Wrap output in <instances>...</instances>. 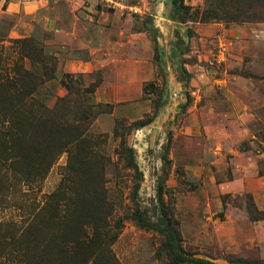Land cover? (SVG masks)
Returning a JSON list of instances; mask_svg holds the SVG:
<instances>
[{"label": "rangeland", "instance_id": "obj_1", "mask_svg": "<svg viewBox=\"0 0 264 264\" xmlns=\"http://www.w3.org/2000/svg\"><path fill=\"white\" fill-rule=\"evenodd\" d=\"M207 1L182 0L193 10ZM253 1L229 3L255 17L247 22L184 24L173 0H0V74L22 57L12 42L27 38L60 78H78L81 108L101 106L41 189L13 188L10 179L0 191V264H18L14 238L74 163L80 182L102 185L109 223L124 222L112 246L118 264H169L163 237L131 218L133 199L159 217L160 188L187 252L264 264V219H252L264 216V13ZM22 64L44 72L41 63ZM60 78L43 91L65 97Z\"/></svg>", "mask_w": 264, "mask_h": 264}, {"label": "trees", "instance_id": "obj_2", "mask_svg": "<svg viewBox=\"0 0 264 264\" xmlns=\"http://www.w3.org/2000/svg\"><path fill=\"white\" fill-rule=\"evenodd\" d=\"M209 1L203 10H193L182 0H173L180 22L184 24L189 21L247 22L255 18L240 8L230 9L229 3L233 0H221L223 3L218 2L217 5ZM253 4L263 8L264 13V0H254ZM180 38L179 46L182 48L183 40ZM12 43L18 46L22 57L16 61L14 69L6 75L0 74V191L10 179L14 183L13 188L26 185L41 189L59 157L63 153L73 154L75 144L85 138L86 131L81 133L82 128L88 125L92 114L101 106L93 104L81 108L75 98L82 95L78 78L71 74L60 78L51 66L53 63L46 61L45 56L31 46V40L16 39ZM2 60L0 57V63ZM23 60L41 63L43 74L26 69ZM183 70L185 76H190L185 68ZM58 77L68 91L65 97L56 98L49 91H43L47 82ZM88 90L87 93H92V89ZM151 120L141 124L147 125ZM130 167L138 171L134 163ZM66 169L58 190L35 206L32 221L14 238L10 255L17 259L18 264H61L72 255L79 258V264H87L91 260L94 264H118L112 246L117 242L123 220L119 219L115 225L109 223L112 213L105 210L108 202L101 193L102 185L96 188L80 182L85 178L81 177L75 163ZM157 193L160 212L157 219L148 217L137 199H133L135 210L131 218L143 230H152L163 237L162 250L169 258V264H217L197 258L185 250L178 223L164 200L163 189H158ZM260 215L262 217L252 219H264L263 214ZM56 227L58 230L52 232L51 228ZM69 251L71 253L67 254ZM6 252L3 250L0 257H4ZM230 264L263 263L235 259Z\"/></svg>", "mask_w": 264, "mask_h": 264}]
</instances>
